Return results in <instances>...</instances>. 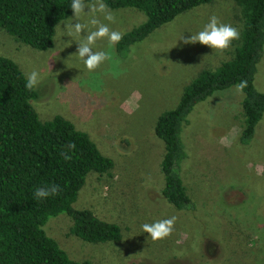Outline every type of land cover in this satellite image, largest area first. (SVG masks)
Instances as JSON below:
<instances>
[{
  "label": "rangeland",
  "instance_id": "rangeland-1",
  "mask_svg": "<svg viewBox=\"0 0 264 264\" xmlns=\"http://www.w3.org/2000/svg\"><path fill=\"white\" fill-rule=\"evenodd\" d=\"M111 11L116 23L109 27L123 34L145 21L141 12L131 8ZM213 15L241 34L240 8L233 0H213L131 46L125 59L117 56L114 47L111 51L118 65L105 62L95 73L87 72L75 56L76 38L61 36L56 28L53 46L46 51L34 50L0 30V56L15 62L26 77L33 70L41 74L35 89L38 98L31 101L39 119L62 116L87 133L103 156L113 161L109 175L87 176L72 207L90 210L100 220L118 225L121 240L85 243L70 233L71 219L59 214L48 220L44 230L71 260L264 264V116L252 138L243 142L244 95L234 86L198 103L181 133L186 149L181 174L196 210H176L161 194L164 145L154 132L157 118L176 107L183 89L201 70H216L230 60L240 42V38L233 41L218 55L199 43L180 40L202 30ZM65 22L59 23L61 31ZM93 50H109L107 41H97ZM254 87L264 93V47ZM172 216L176 223L168 238L153 242L143 233L144 223Z\"/></svg>",
  "mask_w": 264,
  "mask_h": 264
},
{
  "label": "trees",
  "instance_id": "trees-1",
  "mask_svg": "<svg viewBox=\"0 0 264 264\" xmlns=\"http://www.w3.org/2000/svg\"><path fill=\"white\" fill-rule=\"evenodd\" d=\"M213 0H104L111 10L131 8L145 21L123 34L115 45L120 59L130 47L177 16ZM240 8L243 28L232 58L216 70H201L183 89L178 104L155 123L163 142L160 162L161 194L174 209L196 210L187 194L181 167L186 149L181 133L194 107L214 92L247 81L241 101V140L252 138L264 116V93L254 87L256 67L264 47V0H233ZM71 0H0V30L37 51L53 46L55 27L72 15ZM27 77L11 59L0 56V264H91L71 260L44 226L50 218L66 214L70 233L89 244L119 242L121 229L97 218L90 210L72 207L89 174L109 175L113 161L103 156L87 133L62 116L41 121L31 101L36 90L26 89ZM75 144V149L67 145ZM66 150L71 160H65ZM59 185L61 192L45 200L35 190Z\"/></svg>",
  "mask_w": 264,
  "mask_h": 264
},
{
  "label": "clouds",
  "instance_id": "clouds-1",
  "mask_svg": "<svg viewBox=\"0 0 264 264\" xmlns=\"http://www.w3.org/2000/svg\"><path fill=\"white\" fill-rule=\"evenodd\" d=\"M70 9L72 18L66 19L63 23L64 31H61L60 24L55 27L61 36L67 35L75 37L78 45L75 56L78 57L87 72L95 73L105 62H113L118 65V61L114 60L113 52L115 45L123 38V33L113 30L110 24L116 23L115 14L104 3V0H71ZM85 9H88L85 12ZM103 17V22L100 19ZM75 21V23H73ZM81 33H84L82 36ZM240 32L231 24L222 23L215 15L209 18V22L196 34L190 35L184 39V44H196L206 46L212 49L218 55L225 53L232 45L233 41L239 40ZM107 41V51H94L97 41ZM73 42L70 40V43ZM114 74H119L114 73ZM42 77L38 70H33L27 74L25 87L32 91L41 83ZM238 94L243 95L244 89L247 87V81L242 80L234 85ZM67 149H75V144L67 145ZM65 160H71L72 156L66 150L63 154ZM61 192L59 185L53 184L46 187H40L35 190V198L37 200H45L49 197H55ZM176 223V217L172 216L166 219L158 220L153 223H144L142 225L143 233L147 234L153 242L161 241L172 235Z\"/></svg>",
  "mask_w": 264,
  "mask_h": 264
}]
</instances>
